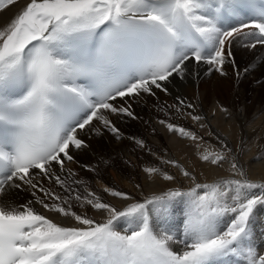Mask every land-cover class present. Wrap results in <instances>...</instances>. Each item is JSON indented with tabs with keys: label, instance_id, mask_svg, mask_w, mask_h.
<instances>
[{
	"label": "snow or ice",
	"instance_id": "obj_1",
	"mask_svg": "<svg viewBox=\"0 0 264 264\" xmlns=\"http://www.w3.org/2000/svg\"><path fill=\"white\" fill-rule=\"evenodd\" d=\"M19 3L0 0V12ZM237 45L264 46V0H26L0 21V264H226L230 256L241 264H264V254L252 246L264 183L247 178L226 143L201 151L202 137L161 120L169 132L194 143L201 161L228 163L231 176L198 183L176 161H163L192 186L123 207L91 191L82 196L69 183L75 173L65 171L75 160L72 151L87 147L80 133L93 130L94 122L119 138L110 115L135 118L129 101L156 90L167 93L165 85L174 76L183 79L190 62L206 63L222 76L227 63L238 69ZM177 99V113L194 109ZM187 116L202 118L192 111ZM143 171L149 178L177 180L155 166ZM53 184L67 195L53 191ZM24 185L37 204L75 223L54 222L31 201L13 203L11 190ZM177 198H186L188 206L182 235L155 230L151 213L164 216ZM72 201L104 214V220L77 214ZM119 222L126 225L122 231Z\"/></svg>",
	"mask_w": 264,
	"mask_h": 264
},
{
	"label": "bare ground",
	"instance_id": "obj_2",
	"mask_svg": "<svg viewBox=\"0 0 264 264\" xmlns=\"http://www.w3.org/2000/svg\"><path fill=\"white\" fill-rule=\"evenodd\" d=\"M25 2L20 0L19 4L0 12V21L10 18ZM233 52L238 69L232 63H227L224 67L226 75L222 76L215 70L209 72L210 66L206 63L197 65L190 62L183 79L174 76L165 85L167 93L156 90L154 96L144 94L129 101L135 118L123 114L110 115L109 118L118 129L119 138L98 122H94L93 130L80 133L87 147L72 151L75 160L67 164L65 171L71 169L75 176L69 183L72 180L80 181L75 184L77 189L83 191L82 196L91 191L101 200L123 207L133 201L142 202L148 196L160 195L169 188L187 190L192 186L190 178L182 177L177 167L163 161H176L192 173L198 183H211L231 176L228 163L220 167L201 161L194 143L169 132L166 124L160 123L161 120L183 126L202 137L201 151L205 148L211 151L226 143L247 178L264 183V59H261L264 58V46L258 45L255 50H249L237 45ZM236 57L244 60L236 61ZM249 65L252 68L245 73L243 68ZM237 70L240 72L239 79L236 77ZM177 98L192 103L194 109H183V114L177 113L172 107L179 104ZM120 103L117 101V106ZM188 111L201 116V120L192 121L187 116ZM130 126L135 130L129 131ZM137 141H142L143 147ZM105 148H108V152ZM149 165L167 171L177 180L164 181L159 176L149 178L143 171ZM44 186L49 187V182L44 181ZM51 187L57 194L61 192L58 186L53 184ZM105 187L124 192L131 199L124 201L112 197L104 191ZM32 192L24 185L11 190L9 195L15 204L23 205L31 201L37 212L54 222L75 223L71 217L61 216L37 204ZM37 196L42 194L37 192ZM46 203L51 204L53 201L48 199ZM71 203L72 210L77 214H87L98 221L105 218L104 214L97 213L90 206L82 207L81 202ZM187 210L186 198L170 202L169 211L164 216L151 213L154 229L160 231L166 228L172 234L182 235ZM124 227L126 225L123 222L117 224L118 230L122 231ZM252 231V246L259 254H264V206H258L255 211ZM225 260L226 264H241L240 258L235 256Z\"/></svg>",
	"mask_w": 264,
	"mask_h": 264
},
{
	"label": "rangeland",
	"instance_id": "obj_3",
	"mask_svg": "<svg viewBox=\"0 0 264 264\" xmlns=\"http://www.w3.org/2000/svg\"><path fill=\"white\" fill-rule=\"evenodd\" d=\"M237 60L243 61L244 59L242 60V59H240L239 57H238V58L236 57V61H237ZM260 60H261V59H260ZM243 70H244V72H245V68H243ZM236 77H237V75H236ZM135 121H137V120H135ZM134 124H135V123H134ZM136 124H137V123H136ZM136 124H135V125H136ZM136 126H137V125H136ZM130 130H135V128H134L133 126H130L129 131H130ZM104 150H106V152H108V148H105ZM92 155H93V154H92ZM73 178H74V177H72L71 179H73ZM70 184H71V187H72V184H73V187H72V188H74V189H77V188H78V186H77L75 183H70ZM57 188H58V187H57ZM58 189L61 190V192L58 190L60 195H67L66 193L63 192L62 189H60V188H58ZM77 190H80L79 193L82 195V192H83V191H82L81 189H77Z\"/></svg>",
	"mask_w": 264,
	"mask_h": 264
}]
</instances>
